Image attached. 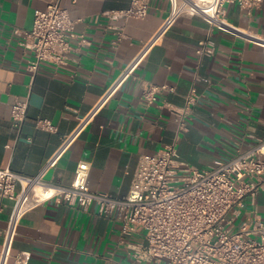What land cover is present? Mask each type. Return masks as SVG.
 I'll list each match as a JSON object with an SVG mask.
<instances>
[{"label":"crops","instance_id":"1","mask_svg":"<svg viewBox=\"0 0 264 264\" xmlns=\"http://www.w3.org/2000/svg\"><path fill=\"white\" fill-rule=\"evenodd\" d=\"M50 0H0V168L9 167L35 177L62 147L56 163L44 176L54 186H69L80 161L88 163L90 190L125 196L142 154L156 153L176 142L179 159L208 168L215 158H229L264 138V47L218 29L198 17H180L161 29L167 0H150L142 19L107 16L129 6L130 0H60L75 21L73 31L86 43L73 50L65 66L43 62L32 78L26 70L29 53L13 27L29 30L34 13ZM225 16L236 26L264 35V1L250 12L237 3L225 4ZM122 29L119 46L112 45ZM205 39L211 55L196 49ZM139 63L126 80L104 96L109 84L135 57ZM196 75L201 94L184 117L187 129L177 132L181 107ZM166 85L153 102L144 88ZM28 99L20 130L12 127L11 105ZM47 119L51 126H37ZM0 227H5L12 201L3 199ZM245 201L240 221L248 220ZM257 213L264 219V189L256 196ZM118 220L97 212L95 205L45 200L20 220L9 264L29 252L28 264H165L136 261L126 243L143 238V231L122 237Z\"/></svg>","mask_w":264,"mask_h":264},{"label":"built area","instance_id":"2","mask_svg":"<svg viewBox=\"0 0 264 264\" xmlns=\"http://www.w3.org/2000/svg\"><path fill=\"white\" fill-rule=\"evenodd\" d=\"M168 11L160 31L180 17H198L209 29H218L264 47V35L242 29L225 16V4L234 2L250 12L264 0H167ZM150 0H130L128 7L107 11L110 18L128 21L142 19L148 13ZM75 21L60 0H50L44 9L34 13L31 29L13 27V34L22 36L21 45L30 54L26 70L33 78L43 62L65 66L73 50L86 43L83 34L73 31ZM124 33L119 29L112 39L119 46ZM213 44L199 41L196 53L211 55ZM141 56L135 57L109 84L104 96L114 92L133 72ZM196 81H208L196 75L181 107H170L180 117L178 130L187 129L184 117L198 102ZM166 85H150L143 96L148 102L168 89ZM28 99H17L11 105L12 127L20 132L27 116ZM37 126H51L39 119ZM52 155L35 177H26L9 167L0 168V212L3 199L12 201L5 227H0V264H9L17 228L23 215L39 203L54 199L78 204L84 209L95 205L97 212L115 217L122 237L131 238L141 229L143 238L126 243L136 261L165 264H264V219L257 213L256 196L264 189V138L246 151L229 158H215L208 168L187 165L179 159L176 142L166 144L152 154L139 156L129 192L125 196L92 191L88 187V163L80 161L69 186H54L55 191L43 200L29 198V191L56 163L65 145ZM50 185V184H48ZM252 208L248 220L240 221L245 201ZM29 252L18 253L12 264H28Z\"/></svg>","mask_w":264,"mask_h":264},{"label":"bare ground","instance_id":"3","mask_svg":"<svg viewBox=\"0 0 264 264\" xmlns=\"http://www.w3.org/2000/svg\"><path fill=\"white\" fill-rule=\"evenodd\" d=\"M55 191V188L52 185H48L44 181H37L33 184V189L29 191V198L34 200H43L47 197H50Z\"/></svg>","mask_w":264,"mask_h":264}]
</instances>
